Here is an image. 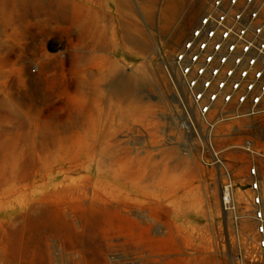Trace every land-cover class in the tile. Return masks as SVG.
Here are the masks:
<instances>
[{
  "label": "rangeland",
  "instance_id": "obj_1",
  "mask_svg": "<svg viewBox=\"0 0 264 264\" xmlns=\"http://www.w3.org/2000/svg\"><path fill=\"white\" fill-rule=\"evenodd\" d=\"M76 1L96 13L110 41L106 49L92 46L99 62L87 63L86 67L97 74L122 71L132 79L145 70L155 82L131 103L116 97L109 106V114L104 118L98 115L93 128L102 135L101 142L103 137L114 134L118 145L114 157L106 156L103 163L119 171L121 177L105 178L138 195L145 213L141 236L135 227L128 231L125 224L114 223L116 230L121 231L112 235L111 241L116 245L109 257L122 264H233L241 250L249 255L256 233L246 192L251 163V150L246 146L251 139L264 149V111L227 119L213 129L207 127L191 107L174 63L176 51L211 0H170L171 8H167L168 0ZM76 4L73 0L71 7ZM123 24L129 26L136 39L148 40L149 50L128 43ZM7 32L0 35L1 42L7 46L29 44V49L23 46L20 59L13 53L12 60L0 61V131L6 127L11 132L19 129L27 147H31L30 133L40 122L49 117L69 118L70 110L79 103L73 80L79 67L73 56L83 45L77 32L72 34L65 26L56 24L51 28L36 26L33 32L37 36L33 40H21L12 37L10 30ZM38 86L42 92L37 94L39 101L32 110L11 95L32 92ZM17 121L25 125L15 127ZM211 132L234 173L238 219L221 208L226 168L210 158L207 145ZM90 153L88 149L68 157L63 153L58 159L48 160L50 166L42 169L48 171L44 189L51 194L45 205L47 213L57 215L62 209L66 211L65 217H57L60 226L50 238L57 264L60 260L74 264V258L80 254L72 250L81 238L75 237V226L69 218L73 215L76 226L81 228L78 215L84 210L78 198L89 180L87 175L91 183L98 179V154L95 157ZM142 172L146 175L139 180L138 174ZM143 186L147 189L144 194ZM30 196L32 193L24 199L12 196L0 205V221L9 226L0 244V258L11 257L20 240L22 221L17 217L28 211ZM84 212L90 217L89 207ZM135 213L140 210L137 208ZM89 231L88 241L101 247L106 241L105 226L99 224ZM121 241L124 245L118 244ZM41 244L44 245L43 241Z\"/></svg>",
  "mask_w": 264,
  "mask_h": 264
},
{
  "label": "bare ground",
  "instance_id": "obj_2",
  "mask_svg": "<svg viewBox=\"0 0 264 264\" xmlns=\"http://www.w3.org/2000/svg\"><path fill=\"white\" fill-rule=\"evenodd\" d=\"M74 1L76 4L77 1ZM71 2L73 3V0H0V35L10 30L12 37L33 40L37 36L33 32L36 26L51 28L56 24L65 26L72 34L77 32L83 45L80 50L74 52L73 56L74 64L79 67L73 76L74 92L79 103L70 110L69 118H45L30 133L33 138L31 147H27L26 139L22 137L24 133L19 129L11 132L6 127L0 131V205H5L12 196L16 199H24L32 193L27 199L28 211L21 212L17 217L22 221L20 230L18 229L21 232L18 237L20 240L13 247L11 257H1L0 264H57L52 255L50 238L58 232L60 223L57 217H65L66 211L62 209L57 215L47 213L45 205L50 200L51 194L49 195L44 189L48 171L42 172V169L50 166L48 160L58 159L63 153L68 157L73 152L88 149L91 151L90 154L93 153L94 156L98 154L96 160L98 169L95 171L98 174L97 182L91 183L89 181L91 177L87 175L89 180L84 184L78 198L79 206L84 211L89 207L91 215L87 217L88 214L84 211L79 213L81 228L76 226L73 215L69 218L70 223L75 226V231L73 230L75 237L81 238L80 241L77 240V246L72 249L80 253L74 258V264H122L118 261L114 263L109 257L112 246L116 245L111 241L112 235L121 231L116 230L114 226L117 221L119 224H125L128 231L137 228L139 235H142L145 213L140 197L115 186L105 178L121 175L111 165L103 163L106 156L114 157L113 152L118 146L114 141V134L103 137L104 141L101 142L102 135L93 128L98 123V115L104 118L109 114V106L116 97H122L124 101L131 103L146 87L155 82L145 70L132 79L122 71L97 74L90 67H86L87 63L99 62V57L93 49H106L110 41L96 13L87 9L85 5L76 4L73 8ZM171 7V2L168 0L167 8ZM123 26L128 43L149 50L148 40L136 39L129 32V26L127 24ZM23 46L24 49H29V44L7 46L0 41V61L12 60L13 53L20 59ZM41 92V87L38 86L34 87L32 92L18 91L11 95L17 103L32 110L37 107L39 101L37 94ZM22 125L25 124L17 121L15 127ZM66 172L68 173L69 170ZM145 175L144 172L138 174V179H143ZM38 176L41 177L33 180ZM32 184L34 185L30 189ZM141 190L143 194L147 192L144 186ZM137 208L140 210L139 214L135 213ZM99 224L105 226L107 234L106 241L101 247L93 245L92 241L89 242L87 239V235L91 232L89 230ZM245 224L248 226L247 221ZM8 232L9 226L0 221V244ZM42 241L44 245L41 244ZM124 243L121 241L118 244L124 245ZM1 251L3 249L0 246ZM60 264H64L62 260Z\"/></svg>",
  "mask_w": 264,
  "mask_h": 264
},
{
  "label": "built area",
  "instance_id": "obj_3",
  "mask_svg": "<svg viewBox=\"0 0 264 264\" xmlns=\"http://www.w3.org/2000/svg\"><path fill=\"white\" fill-rule=\"evenodd\" d=\"M174 63L191 107L207 127L263 112L264 0H211L176 51ZM253 146L249 139L246 192L256 239L249 255L241 250L233 264H264V149ZM207 150L226 168L221 208L238 219L234 173L212 132Z\"/></svg>",
  "mask_w": 264,
  "mask_h": 264
},
{
  "label": "crops",
  "instance_id": "obj_4",
  "mask_svg": "<svg viewBox=\"0 0 264 264\" xmlns=\"http://www.w3.org/2000/svg\"><path fill=\"white\" fill-rule=\"evenodd\" d=\"M254 145H257V143L255 142V144ZM257 148H260V147H258V145L256 146ZM260 149H262V148H260Z\"/></svg>",
  "mask_w": 264,
  "mask_h": 264
}]
</instances>
